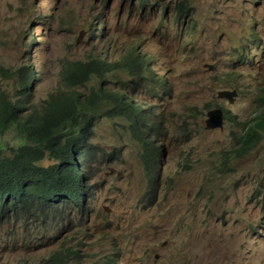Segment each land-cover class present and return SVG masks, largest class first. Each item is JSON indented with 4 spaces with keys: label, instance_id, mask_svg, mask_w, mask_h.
<instances>
[{
    "label": "rangeland",
    "instance_id": "obj_1",
    "mask_svg": "<svg viewBox=\"0 0 264 264\" xmlns=\"http://www.w3.org/2000/svg\"><path fill=\"white\" fill-rule=\"evenodd\" d=\"M144 1L0 0V91H14L17 69L29 65L41 103L69 93L66 62L100 54L117 64L134 47L151 73L137 82L119 62L108 88L143 101L138 123L161 145L150 187L132 121L104 117L90 140L82 210L66 201L64 225L46 228L8 204L0 264L40 261L62 243L77 252L71 264H264V139L235 154L264 88V0ZM224 89L238 90L233 104L218 97ZM217 106L233 118L212 129ZM13 135L2 137L7 152Z\"/></svg>",
    "mask_w": 264,
    "mask_h": 264
},
{
    "label": "trees",
    "instance_id": "obj_2",
    "mask_svg": "<svg viewBox=\"0 0 264 264\" xmlns=\"http://www.w3.org/2000/svg\"><path fill=\"white\" fill-rule=\"evenodd\" d=\"M100 30L103 32L102 25ZM119 62L133 73L137 82L145 78L146 72L151 73L149 62L134 47ZM117 64L100 54L66 62L63 82L69 93H51L41 103L34 93L38 76L29 65L17 69L19 82L14 91H0V213L4 219L10 204L16 214L22 215V220L28 218L47 228L53 222L64 225L62 208L66 200L78 201L75 205L82 208L87 190L84 181L89 174L87 156L95 152L90 140L106 116L128 115L137 126L135 137L143 147L146 166L158 168L161 145L156 137L160 133L149 136L151 129L143 132L139 127L142 122L138 123L140 114H145L143 101L131 98L122 87L108 88L112 82L108 76L115 75ZM2 72L8 70L2 68ZM92 80L95 82L91 86ZM118 81L124 82L120 77ZM158 82L159 92H166V81L158 76ZM87 86L91 88L89 94L79 89ZM258 102L257 114L244 127L243 145L235 149L237 155L250 152L264 139V88ZM148 112L147 120L152 125L150 107ZM228 118L233 116L228 113ZM11 130L17 133V138L12 136L16 140L9 153L8 143L2 137ZM48 157L53 164L43 165ZM76 253L62 243L42 260L25 264H71ZM106 263L112 264V260Z\"/></svg>",
    "mask_w": 264,
    "mask_h": 264
},
{
    "label": "clouds",
    "instance_id": "obj_3",
    "mask_svg": "<svg viewBox=\"0 0 264 264\" xmlns=\"http://www.w3.org/2000/svg\"><path fill=\"white\" fill-rule=\"evenodd\" d=\"M138 2L140 3V4H143L145 1L144 0H138ZM236 92H237V95L236 96H238V90H236V89H234ZM235 96V97H236ZM223 99V98H222ZM224 100H226L227 102H229V100L228 99H224ZM236 100V99H235ZM230 103V102H229ZM231 104V103H230ZM233 104V103H232ZM150 107V106H149ZM218 107V106H217ZM217 107H215V108H217ZM151 108V107H150ZM220 108H222V107H220ZM213 109V108H212ZM223 110H224V112H225V121H226V119L228 120V119H230V118H228V113H229V111L227 110V109H224L223 108ZM151 111H152V109H151ZM140 115H142V114H140ZM112 118H119V119H123V120H125L126 122H127V120L129 119V116L128 115H124V116H120V115H112V116H106V119H112ZM104 119V118H103ZM102 119V120H103ZM102 122V121H101ZM139 124H140V122H139ZM224 124H225V122H224ZM99 126V125H98ZM97 126V127H98ZM135 126V125H134ZM139 127L142 129V131L143 132H145V131H147V130H145L143 127H142V125L140 126L139 125ZM224 127V126H223ZM222 127V128H223ZM135 128L137 129V126H135ZM95 131H96V129H95ZM136 132V131H135ZM135 132L134 133H132L134 136H135ZM136 138V137H135ZM143 148V147H142ZM144 151V150H143ZM111 153V152H110ZM159 158V157H158ZM144 161V160H143ZM42 164L43 165H46V164H44V162H42ZM144 165H145V169H146V172H147V174H148V177H149V186L151 187V185L152 184H156L157 183V179H156V175H155V173H156V170L158 169H156L155 168V166L152 168H150V169H148V167L146 166V164H145V161H144ZM86 169H88V167H87V164H86ZM88 173H89V171H88ZM88 176H89V174H88ZM88 178V177H87ZM86 180V179H85ZM84 185H85V181H84ZM86 186V185H85ZM87 187V190H88V188H89V185H87L86 186ZM87 190H86V193H85V197H86V195H87ZM84 197V198H85ZM66 201H72L73 202V205L75 206V207H78V208H81V206H76L75 204H76V202H78V201H75V200H71V199H68V200H66ZM84 201V200H83ZM56 203H60V202H56ZM66 206H67V202H65V204H64V207L62 208L64 211H65V208H66ZM82 208H83V204H82ZM82 208H81V210H82ZM106 210H108V209H106ZM66 218H67V215H66V212H65V217H64V222H65V220H66Z\"/></svg>",
    "mask_w": 264,
    "mask_h": 264
},
{
    "label": "water",
    "instance_id": "obj_4",
    "mask_svg": "<svg viewBox=\"0 0 264 264\" xmlns=\"http://www.w3.org/2000/svg\"><path fill=\"white\" fill-rule=\"evenodd\" d=\"M237 92L235 90H219L218 97L228 99L230 103H233ZM225 122V112L223 108L217 107L210 109L207 113L206 125L209 128H222Z\"/></svg>",
    "mask_w": 264,
    "mask_h": 264
},
{
    "label": "bare ground",
    "instance_id": "obj_5",
    "mask_svg": "<svg viewBox=\"0 0 264 264\" xmlns=\"http://www.w3.org/2000/svg\"><path fill=\"white\" fill-rule=\"evenodd\" d=\"M49 195H51V194H49Z\"/></svg>",
    "mask_w": 264,
    "mask_h": 264
}]
</instances>
